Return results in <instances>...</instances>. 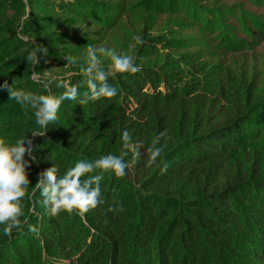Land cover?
I'll return each instance as SVG.
<instances>
[{
	"label": "trees",
	"instance_id": "1",
	"mask_svg": "<svg viewBox=\"0 0 264 264\" xmlns=\"http://www.w3.org/2000/svg\"><path fill=\"white\" fill-rule=\"evenodd\" d=\"M71 1L65 9L41 0H0V83L44 95H61L65 80L87 90L83 72L53 77L47 91L35 83L26 59L30 49L16 37L19 26L2 20L12 7L21 8L28 17L20 31L63 47L65 52L52 53L51 62L59 63L87 44L81 42L85 37H67L71 25L53 21L56 9L77 15L69 19L74 23L86 17L109 24L108 4ZM185 42L144 36L147 49L142 50L155 56L159 46ZM165 65L144 64L136 73L110 78L114 97L62 103L57 121L44 131L30 106L10 101L0 90V140L15 143L27 136L35 157L26 168L31 184L20 201L21 226L8 235L0 226V264H264V165L256 150L242 158L235 151L251 139L245 126L262 124L257 114L263 103L246 82L199 67L193 56ZM182 65L186 68L180 70ZM157 136L162 151L140 189L105 172L95 208L56 216L42 209L35 183L49 167L62 175L80 159L108 154L122 155L130 165L129 145L148 152Z\"/></svg>",
	"mask_w": 264,
	"mask_h": 264
},
{
	"label": "rangeland",
	"instance_id": "2",
	"mask_svg": "<svg viewBox=\"0 0 264 264\" xmlns=\"http://www.w3.org/2000/svg\"><path fill=\"white\" fill-rule=\"evenodd\" d=\"M48 6L69 7L71 0H41ZM109 5L107 15L109 24L93 23L80 18L76 23L69 21L73 16L69 11L56 9L54 22L65 20L71 25L68 38L73 35L85 45L75 53H68L77 60L75 64L62 59L53 63L56 56L52 53L65 52L63 47L46 42L44 36L20 31L22 22L27 19L19 7H12L3 17L15 26L16 37L26 49L44 46L47 55L39 54L40 62L31 61V79L38 80L45 75L51 77L69 76L82 72L86 67L89 46L93 49L110 48L133 56L138 66L149 64L159 66L170 63L182 55L193 56L199 67H211L214 72H227L250 85L259 102L264 106V0H98ZM80 16L85 14L74 8ZM89 12V10H86ZM202 28V29H201ZM67 32V31H66ZM144 36H163L165 39L186 40L176 47L162 49L158 47L155 56H148L142 49ZM139 37V40H137ZM102 66L107 67L110 59L97 51ZM146 57V58H145ZM53 61V62H51ZM49 64L52 69L49 68ZM166 66V65H165ZM184 65L180 70L185 69ZM257 114L262 120L259 128L245 126L251 139L244 147L236 149L237 157L256 150L264 165V109ZM133 156L132 163L122 178L133 189H140L143 180L155 169L156 161L140 145H129ZM146 181V180H145Z\"/></svg>",
	"mask_w": 264,
	"mask_h": 264
},
{
	"label": "clouds",
	"instance_id": "3",
	"mask_svg": "<svg viewBox=\"0 0 264 264\" xmlns=\"http://www.w3.org/2000/svg\"><path fill=\"white\" fill-rule=\"evenodd\" d=\"M97 51L110 59L107 67L102 66ZM41 53L47 55L48 49L42 45H36L29 50L26 59L37 64L40 62L39 54ZM65 59L73 64L77 62L71 56H65ZM139 70L131 55L123 54L115 49L97 50L89 46L86 67L81 68L87 84V90L83 92L67 80L62 85L64 92L58 96L51 93L36 94L22 88L14 89L7 80L0 83V90L8 92L10 101H15L21 106H30L34 110L35 124L44 131L50 124L57 121V113L62 103L73 105V102H76L75 104L85 105L90 101L114 97L117 95V89L109 83L110 78H115L117 74L136 73ZM52 79L53 77L45 75L38 80V83L47 91ZM43 131H34L32 134H43ZM162 135L163 133L160 134ZM160 136L153 139L148 148L153 160L162 151V147L159 146ZM122 139L125 142L128 141L127 132L122 133ZM26 154L28 159L25 158ZM34 159L31 140L27 136L17 139L15 143L0 140V226L5 235L21 226L20 201L25 196V189L31 184L26 168ZM128 167L129 164L122 155L113 154L104 155L95 160L80 159L62 175L55 167H49L41 173L35 183L42 198L41 207L51 216H56L62 211L68 213L76 211L83 215L101 203L100 180L103 174L108 172L117 177H123ZM93 171H96L95 175H87Z\"/></svg>",
	"mask_w": 264,
	"mask_h": 264
}]
</instances>
